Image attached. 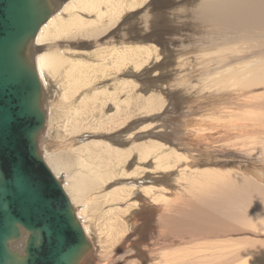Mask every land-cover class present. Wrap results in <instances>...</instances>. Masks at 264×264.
Masks as SVG:
<instances>
[{
    "label": "bare ground",
    "instance_id": "obj_1",
    "mask_svg": "<svg viewBox=\"0 0 264 264\" xmlns=\"http://www.w3.org/2000/svg\"><path fill=\"white\" fill-rule=\"evenodd\" d=\"M49 1L39 147L92 246L80 264H264L263 241L189 250L221 217L264 232V0Z\"/></svg>",
    "mask_w": 264,
    "mask_h": 264
},
{
    "label": "water",
    "instance_id": "obj_2",
    "mask_svg": "<svg viewBox=\"0 0 264 264\" xmlns=\"http://www.w3.org/2000/svg\"><path fill=\"white\" fill-rule=\"evenodd\" d=\"M52 12L49 0H0V264H80L92 249L39 147L47 116L29 49Z\"/></svg>",
    "mask_w": 264,
    "mask_h": 264
},
{
    "label": "rangeland",
    "instance_id": "obj_3",
    "mask_svg": "<svg viewBox=\"0 0 264 264\" xmlns=\"http://www.w3.org/2000/svg\"><path fill=\"white\" fill-rule=\"evenodd\" d=\"M185 98L186 97H184L183 99H179L181 101L180 102L181 104L177 102V105L179 106L178 108L179 111H181L180 110L181 108H186L188 106V102L187 100H185ZM185 117H190V116H185ZM256 133L259 132L256 131ZM253 155H261L260 157H253L252 160H255L258 163L263 164L264 152H260L259 154H253ZM249 168L256 169L257 167L250 166ZM259 168L264 170V167H259ZM261 179L264 181V174H261ZM258 185L262 188L264 192V184L258 182ZM178 194H181V190L179 189H178ZM192 232L196 239L191 242V247L189 248V250L210 243H217L219 249H225L227 251H235L241 249L240 251L242 253V251L246 248V244L244 243L245 240L250 239L252 241L264 242V232H259L256 233L255 235H252L250 232L245 231L244 227L240 223L235 222L230 218L223 219L221 217L218 221L212 223L204 222V224L201 225V227L192 229ZM236 244L239 246L236 247L235 246ZM256 248L259 249L260 247H256Z\"/></svg>",
    "mask_w": 264,
    "mask_h": 264
}]
</instances>
